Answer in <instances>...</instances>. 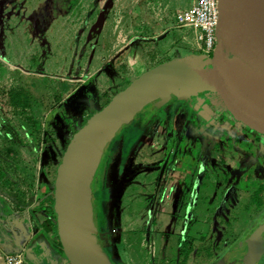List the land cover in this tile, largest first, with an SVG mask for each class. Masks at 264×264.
Listing matches in <instances>:
<instances>
[{
	"label": "rangeland",
	"instance_id": "rangeland-1",
	"mask_svg": "<svg viewBox=\"0 0 264 264\" xmlns=\"http://www.w3.org/2000/svg\"><path fill=\"white\" fill-rule=\"evenodd\" d=\"M188 4L0 0V225L8 208L46 238L72 135L137 75L132 58L158 63L178 46L176 13ZM157 102L111 140L94 173L90 203L104 256L110 264L258 262L264 136L232 119L213 89Z\"/></svg>",
	"mask_w": 264,
	"mask_h": 264
},
{
	"label": "water",
	"instance_id": "water-1",
	"mask_svg": "<svg viewBox=\"0 0 264 264\" xmlns=\"http://www.w3.org/2000/svg\"><path fill=\"white\" fill-rule=\"evenodd\" d=\"M211 67V77L204 70ZM213 89L238 122L264 135V7L261 0H219L216 46L142 72L69 140L56 168L53 212L69 264H110L96 239L90 203L94 173L111 140L139 112L170 96Z\"/></svg>",
	"mask_w": 264,
	"mask_h": 264
},
{
	"label": "crops",
	"instance_id": "crops-1",
	"mask_svg": "<svg viewBox=\"0 0 264 264\" xmlns=\"http://www.w3.org/2000/svg\"><path fill=\"white\" fill-rule=\"evenodd\" d=\"M189 4H190V1H189ZM178 27L180 28V30L176 31V33L178 34V37L181 36V39L178 40V44H177L178 46H176L174 49L172 48L173 49L172 51H170L169 49L162 51V52L167 53V56H168L167 58H164L162 61L158 63H156V61L159 58H132L136 60L138 64L137 66L138 73L137 75L132 76L128 81H125L126 85H128V83L132 79L139 76L140 73L152 68L153 66L161 62H164L174 57L185 56V55H181L180 53H178L177 49L186 50V55L201 54L198 49L199 47L197 44V36L199 34L198 29L180 27V26ZM190 45H192V48H189ZM195 46L197 47V50L199 51L198 53L193 52L195 50ZM190 49H193V51H190ZM113 59L114 58H111L110 61L112 62ZM125 63L126 64L124 65H127V62ZM155 103L157 104L158 102H155ZM163 108H164V103H162L160 107L159 106L157 107V109L159 110ZM151 109H152V106L148 110H151ZM157 109L153 108L152 110L156 111ZM155 115L153 114L152 118H154ZM133 118L128 123H130L133 120ZM146 124L148 125V122ZM7 209L8 208L3 209L2 214H1L0 264H3L4 257L7 254H12V253L23 254L25 264H69L62 253V249H60L61 247L59 248V246L57 245V238H55L56 235L55 237H53L52 229L55 228L53 217L50 218V223L48 225H45V228H44L45 235L44 236L46 238H42V240H40L37 236H34V231L32 229L29 217H26L25 215H20L18 218L14 215L13 212L10 213L9 210ZM35 209L36 210L39 209V206L35 207ZM55 234H56V231H55ZM45 247H46V251L44 250ZM27 256H29L30 261H27L28 260Z\"/></svg>",
	"mask_w": 264,
	"mask_h": 264
},
{
	"label": "built area",
	"instance_id": "built-area-1",
	"mask_svg": "<svg viewBox=\"0 0 264 264\" xmlns=\"http://www.w3.org/2000/svg\"><path fill=\"white\" fill-rule=\"evenodd\" d=\"M190 4L178 10L176 24L198 29V49L210 56L216 46V28L219 20V0H189ZM3 264H25L23 254L12 253L4 257Z\"/></svg>",
	"mask_w": 264,
	"mask_h": 264
},
{
	"label": "flooded vegetation",
	"instance_id": "flooded-vegetation-1",
	"mask_svg": "<svg viewBox=\"0 0 264 264\" xmlns=\"http://www.w3.org/2000/svg\"><path fill=\"white\" fill-rule=\"evenodd\" d=\"M205 92H203V93H201V94H199V95H197L196 97H200L202 94H204ZM196 97H194V98H196ZM191 99H193V98H191ZM150 106V105H149ZM229 114V113H228ZM229 116L230 117H232L230 114H229ZM169 117V116H168ZM169 119V118H168ZM232 119H234L233 117H232ZM235 120V119H234ZM256 133V132H255ZM264 136V135H263ZM188 236H186V238H187ZM200 238H202V236L200 237ZM232 244V243H231ZM231 248V247H230ZM230 248H227L226 249V252H225V255L227 254V255H230L231 254V250H229ZM248 248V247H247ZM246 248V249H247ZM202 249V248H201ZM201 249H199V251H203V250H201ZM229 250V251H228ZM198 251V252H199ZM204 252H206V251H204ZM189 253H190V251H189ZM189 253H186L185 255L187 256ZM136 254V253H135ZM138 255H137V259L138 260H143V259H141V252H138L137 253ZM263 254V257H261V259L258 261V262H253V261H251V262H245V263H242V264H264V253H262ZM145 258V257H144ZM220 258H223V257H220ZM237 259H239V257H233V258H231V262L229 263V264H239V263H237ZM233 260H235V261H233ZM142 264V263H141ZM204 264H207V262H205ZM214 264H217V262L216 263H214ZM223 264H226V262L225 263H223Z\"/></svg>",
	"mask_w": 264,
	"mask_h": 264
},
{
	"label": "trees",
	"instance_id": "trees-1",
	"mask_svg": "<svg viewBox=\"0 0 264 264\" xmlns=\"http://www.w3.org/2000/svg\"><path fill=\"white\" fill-rule=\"evenodd\" d=\"M217 95V94H216ZM218 96V95H217ZM219 97V96H218ZM220 98V97H219ZM221 100V99H220ZM222 102V101H221ZM32 135V134H31ZM33 140H35L34 138H33ZM52 199V201H53V196L51 197ZM50 207V213H46V216L47 217H49V218H51V217H53V218H55V215H54V212H53V209H52V204L49 206ZM54 224H55V229H56V223H55V220H54ZM56 236H57V232H56ZM57 238V245L59 246V248L61 247L60 246V243H59V241H58V237H56ZM61 249V248H60Z\"/></svg>",
	"mask_w": 264,
	"mask_h": 264
},
{
	"label": "bare ground",
	"instance_id": "bare-ground-1",
	"mask_svg": "<svg viewBox=\"0 0 264 264\" xmlns=\"http://www.w3.org/2000/svg\"><path fill=\"white\" fill-rule=\"evenodd\" d=\"M261 2H262V5H263V7H264V0H261Z\"/></svg>",
	"mask_w": 264,
	"mask_h": 264
}]
</instances>
